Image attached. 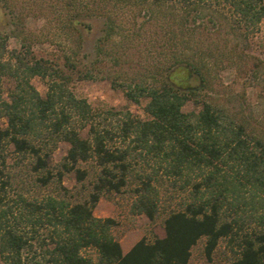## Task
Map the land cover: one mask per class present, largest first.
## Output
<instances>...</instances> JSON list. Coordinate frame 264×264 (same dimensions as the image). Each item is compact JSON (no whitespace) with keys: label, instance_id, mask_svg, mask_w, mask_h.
<instances>
[{"label":"trees","instance_id":"1","mask_svg":"<svg viewBox=\"0 0 264 264\" xmlns=\"http://www.w3.org/2000/svg\"><path fill=\"white\" fill-rule=\"evenodd\" d=\"M0 2L18 25L0 28V264H187L200 239L208 259L224 241L227 264H264V119L244 95L208 91L224 69L250 80L264 72L252 51L264 0ZM36 7L60 21L66 47L57 57L33 50L25 19ZM91 18L101 32L83 62ZM177 67L182 78L196 73L201 87L175 85ZM4 78L12 81L6 96ZM74 78L109 79L129 101L145 99L144 115L94 110ZM60 141L68 147L52 166ZM8 144L14 164L54 192L8 195L18 176L5 169ZM68 172L82 191L63 183ZM162 186L182 192L176 205L161 207ZM123 189L130 212L153 221L163 211L164 234L143 235L127 250L112 231L117 219L93 212L103 193Z\"/></svg>","mask_w":264,"mask_h":264},{"label":"rangeland","instance_id":"2","mask_svg":"<svg viewBox=\"0 0 264 264\" xmlns=\"http://www.w3.org/2000/svg\"><path fill=\"white\" fill-rule=\"evenodd\" d=\"M17 5L22 7H34V0H15ZM25 9V8H24ZM90 22L92 27L90 29L83 30V46L79 49L80 57L83 62L88 60L90 52L93 50V44L96 37L101 32L102 21L99 18H91ZM11 22V17L7 13V9L0 2V28L17 29L18 25ZM25 27L30 32V35L36 37L33 44V50L37 55L45 57H57L62 53L66 47V37L64 31L60 26V21L56 19L51 13L44 12L38 7L35 10L32 8L31 14L25 19ZM17 43V39L10 37L9 45L13 46ZM252 51L262 59H264V20L260 22L259 29L252 37ZM85 54H89L86 55ZM83 55V56H82ZM175 68V67H174ZM181 67L175 69V73H178L180 80H174V84L180 83V85H189L193 88L198 85L201 87V82H198L196 73H190L188 79L182 78L183 72L180 74ZM32 82L43 93L45 90V84L38 76L32 77ZM180 80V81H179ZM72 88L79 96H84L88 99L94 110L100 111L107 108L111 109H124L128 108L130 111L144 115L143 105L145 99L140 102L129 101L123 92L117 88H113L110 85V81L107 78L98 79H78L72 80ZM3 95H7V90L12 85V81L9 78H4L2 81ZM203 92L205 89H201ZM209 93H215L217 91L220 95L232 98H244L250 106L253 108V113L257 119H264V72H262L255 80L249 78L237 77L231 69H224L220 73V79L215 80L214 88L208 89ZM185 109L192 108L191 102H187L184 105ZM0 122L2 120L0 119ZM84 132V131H83ZM68 143L66 141H60L56 148L50 155V165L54 166L57 161L65 154ZM12 144H8L5 149L6 167L5 169L17 174V180L13 184V190L8 191V195L15 196L16 190H22L27 195H42L47 192H54L52 183L38 186L34 183L33 177L30 174H25L22 171V166L14 164L16 154L12 150ZM93 178L92 171L84 181V186H89L90 179ZM63 183L73 192L82 191L80 182L75 180L72 172L65 173L62 179ZM18 185V186H17ZM20 186V187H19ZM79 190V191H78ZM182 192L168 187H161V207L167 208L168 206H174L179 200ZM132 200V194L128 189H123L120 192L103 193L98 199L96 205L93 208V212L98 216L111 215L117 219V223L114 225L112 231L116 238L119 239L122 248H129L133 242H135L141 236L152 238L153 235H163L164 228L162 225V215H160L153 221L143 213L130 212L129 206ZM203 240L200 239L196 244L192 246L191 256L187 264H227L229 251L224 246V241H220L215 248L213 255L210 259L206 258L203 252Z\"/></svg>","mask_w":264,"mask_h":264},{"label":"crops","instance_id":"3","mask_svg":"<svg viewBox=\"0 0 264 264\" xmlns=\"http://www.w3.org/2000/svg\"><path fill=\"white\" fill-rule=\"evenodd\" d=\"M128 249V248H127ZM127 249H123V250H127Z\"/></svg>","mask_w":264,"mask_h":264}]
</instances>
